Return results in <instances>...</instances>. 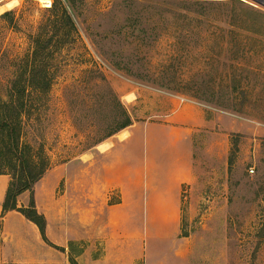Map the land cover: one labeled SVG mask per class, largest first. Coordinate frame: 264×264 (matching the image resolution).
Returning a JSON list of instances; mask_svg holds the SVG:
<instances>
[{
    "label": "rangeland",
    "instance_id": "obj_1",
    "mask_svg": "<svg viewBox=\"0 0 264 264\" xmlns=\"http://www.w3.org/2000/svg\"><path fill=\"white\" fill-rule=\"evenodd\" d=\"M193 1L0 0V115L19 142V156L30 148L31 156L48 166L17 204L28 209L33 198L46 219L48 243L42 241L43 246L58 253L57 264H91L102 257V234H87L80 241L84 235L78 221L90 213L89 193H105L92 180L99 174L97 147L126 121L125 114L132 123L153 119V113L164 110L166 98L201 105L209 119H218V128L202 132L197 141L196 180L182 194L180 238L186 239V253L171 264H264V79L247 77L251 100L245 105L222 100L223 81L216 74L235 52L215 57L226 41L208 44V29L178 18L187 15ZM238 1L264 13L248 0ZM9 2L11 8L6 7ZM54 3L67 8L76 32L60 9H53ZM247 22L243 27L261 25L264 32V22L252 15ZM214 27L233 32L220 24ZM186 34L178 43L176 36ZM210 57L220 65L201 59ZM133 95L138 100L130 103ZM7 137L0 133V176L10 184L14 164L9 163L15 154ZM84 162L95 164L90 167L91 186L68 192L67 179L82 182ZM22 225L37 227L19 212L0 213V264L29 260L18 245L26 237ZM95 225L104 222L97 219ZM29 240L35 243L33 237ZM176 248L175 238H167L161 250L155 246L148 256L144 248L132 252L140 258L129 264H163L158 253L169 261ZM85 251L88 261L79 258ZM19 252L25 256L21 260ZM116 263L123 264L113 258L101 264Z\"/></svg>",
    "mask_w": 264,
    "mask_h": 264
},
{
    "label": "crops",
    "instance_id": "obj_2",
    "mask_svg": "<svg viewBox=\"0 0 264 264\" xmlns=\"http://www.w3.org/2000/svg\"><path fill=\"white\" fill-rule=\"evenodd\" d=\"M136 100L138 96L133 95L129 102L135 103ZM163 104L164 110L153 113V119L134 122L101 144L108 145L106 150L97 147L95 155L99 159V174L92 180L93 185L98 182L99 189L104 186L105 193L94 190V193H89L91 202L87 210L90 213H84L78 220L82 223L81 233L84 235L80 241L85 242L87 234L96 232L104 238L102 257L91 264H101L108 258L129 264L140 258L132 252L137 253L139 248H144L148 256L155 246L161 250L163 240L170 237L175 238L178 248L169 261L158 253L161 263L171 264L177 261L179 255L186 253V239L180 238L183 188L196 180L195 154L199 135L217 129L218 119H209L204 107L198 104L182 105L176 98H166ZM124 132L127 137L121 139L120 135ZM92 165L95 164H82V182L67 179L68 192L76 187L85 191L91 186ZM71 167L69 164L68 168ZM8 185L7 177L0 176V213ZM97 219L104 225L96 227ZM22 227L26 237L18 245L25 250L26 257L19 252V257L16 254L14 258H29L24 264H57L58 253L43 246L37 227ZM30 236L35 243L29 240ZM74 241V237L69 239L71 243ZM87 253L85 251L79 258L84 259Z\"/></svg>",
    "mask_w": 264,
    "mask_h": 264
},
{
    "label": "trees",
    "instance_id": "obj_3",
    "mask_svg": "<svg viewBox=\"0 0 264 264\" xmlns=\"http://www.w3.org/2000/svg\"><path fill=\"white\" fill-rule=\"evenodd\" d=\"M188 5L191 7L190 10L186 9L187 15L183 17L178 16V18H181L185 21L187 20L188 22H192L198 28L204 27L208 29L210 38L212 37L211 40H208V44L214 43L213 45L216 46L219 45L221 41H226L225 43L228 44L227 47L225 49L222 48L220 50V53L215 57H220L225 52L227 54L230 52H235L233 57L229 59V63L223 65L226 69L224 68L222 69V71H218V73L216 74V80L223 81V83L221 84L222 87L220 89L222 100L226 98L225 101L228 102L240 101V105L242 103L243 105H245L246 102L251 100L246 89L249 86L247 77L253 76L254 80L257 82L264 79V32H261V25H251L249 28H245L243 27V25L244 23L248 24L249 20L247 22V18L250 15L255 17L257 21L264 22V13L245 7V5L238 0H196ZM49 7H51V4L49 5ZM53 9H60L64 20L69 23L72 31L76 32V28L74 26L72 18L68 14L67 8L63 5V3H60L59 7L58 3H54ZM220 13L224 14V17H226L225 20L218 16V14ZM9 14L10 13L7 12L1 17H8ZM217 24L229 27L233 30V32H225L223 30H219L218 28L214 27ZM247 37L250 39H248ZM185 38H187V34L185 37L181 35L176 36V40L180 44L183 43ZM211 58L212 57L201 59L207 61L209 65H211L210 62H214V65L219 64V61L217 59ZM259 60H261V63H255ZM242 62H246L248 64L254 63L255 67L248 68L246 66H243V64H240ZM254 95L255 94H253V98H255L256 96ZM212 96L215 97L214 94H212ZM256 99L258 100L259 98L257 97ZM125 118L126 121L121 124V126H119V128L108 138L118 134L120 131L125 130L133 124L128 114H125ZM9 128V121L0 115V133L3 137H5V139L7 137V134H9V137H7V139L10 140V143H7L6 145L9 147L11 153L15 154L14 159H16L14 160L12 159V157L10 158L9 166L12 164L14 165L12 166V168H10L12 169V172L9 174L11 176V182L2 204V212L8 213L14 211L22 214L25 219L37 226L43 241L48 243L46 237V219L43 215L38 214L33 198L28 209L19 208L17 204V198L20 195L27 191H33V187L43 178L44 174L47 172L48 166L43 160L37 162L31 156L29 152L30 148L28 149V151H26L25 149L24 152L19 156V142L18 140L12 138V135L10 134L11 130ZM71 263L76 264L74 261H71Z\"/></svg>",
    "mask_w": 264,
    "mask_h": 264
},
{
    "label": "bare ground",
    "instance_id": "obj_4",
    "mask_svg": "<svg viewBox=\"0 0 264 264\" xmlns=\"http://www.w3.org/2000/svg\"><path fill=\"white\" fill-rule=\"evenodd\" d=\"M12 5H13V2H9L8 4H6V7L11 8ZM1 11H2V10H1ZM122 135H123V136H122L123 139H125V138L127 137V134H126V133H123ZM107 147H108V145H103V146L101 145V146H100V148H101L102 150H106Z\"/></svg>",
    "mask_w": 264,
    "mask_h": 264
},
{
    "label": "water",
    "instance_id": "obj_5",
    "mask_svg": "<svg viewBox=\"0 0 264 264\" xmlns=\"http://www.w3.org/2000/svg\"><path fill=\"white\" fill-rule=\"evenodd\" d=\"M248 1L252 2L253 4L257 6L264 8V0H248Z\"/></svg>",
    "mask_w": 264,
    "mask_h": 264
},
{
    "label": "built area",
    "instance_id": "obj_6",
    "mask_svg": "<svg viewBox=\"0 0 264 264\" xmlns=\"http://www.w3.org/2000/svg\"><path fill=\"white\" fill-rule=\"evenodd\" d=\"M180 100H181L182 102H183V101L185 102V99H183V98H180ZM250 173H252V174L254 173L253 169L250 170Z\"/></svg>",
    "mask_w": 264,
    "mask_h": 264
}]
</instances>
